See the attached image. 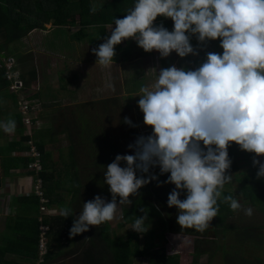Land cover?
I'll return each instance as SVG.
<instances>
[{
    "label": "clouds",
    "instance_id": "1",
    "mask_svg": "<svg viewBox=\"0 0 264 264\" xmlns=\"http://www.w3.org/2000/svg\"><path fill=\"white\" fill-rule=\"evenodd\" d=\"M158 17L171 19L173 30L157 26ZM114 25L92 49L103 69L111 68L116 47L126 40L161 58L173 52L181 58L198 56L193 37L201 46L219 41L223 52H207L194 69L162 68L150 86L140 87L138 107L152 132L129 145L134 154L117 155L107 165L104 182L111 201L98 195L83 203L70 237L112 221L121 205H131V197L158 180L150 173L155 167L161 175L170 174L165 183L175 185L168 207L178 209L182 229L205 232L218 216L221 200L233 212L251 216V208L242 209L236 198L222 193L232 182L228 149L233 144L254 154L257 177L264 178L259 159L264 157V0H135L123 18H114ZM123 122L135 127L130 118ZM15 127L12 119L0 122L9 134ZM181 193H186L183 200ZM71 211L62 207L61 215L67 218ZM145 220L137 216L133 231H146Z\"/></svg>",
    "mask_w": 264,
    "mask_h": 264
},
{
    "label": "trees",
    "instance_id": "2",
    "mask_svg": "<svg viewBox=\"0 0 264 264\" xmlns=\"http://www.w3.org/2000/svg\"><path fill=\"white\" fill-rule=\"evenodd\" d=\"M94 1L0 0V35L5 45H10L20 39L21 30L29 33L33 30L46 29V25L49 24L57 28L77 24L79 30L75 33L76 42L88 40L90 36L88 30L94 26L98 43L102 44L111 34L107 31V26L114 25V18H123L128 9L134 6L135 0H105L107 3L98 12L93 13L91 8L95 7ZM155 23L157 26L163 24L169 31L173 30L171 19L158 17ZM213 42L220 49L217 41ZM191 43L200 53L201 45L195 37L192 38ZM115 51L117 55L114 63L117 64L129 62L135 55L146 57L154 53V51L145 52L134 40L126 41L124 47L118 45ZM222 52L223 49L220 53ZM162 63L165 68L169 67L165 59ZM36 78L37 71L34 69L27 81L30 83ZM131 110L132 105L127 104L122 107L115 98L64 108L63 115L69 121L63 130L68 132L71 142V165L75 174L72 183L75 187L74 202L77 203V210L82 211L83 203L93 200L98 195L111 201L112 195L104 182L107 165L112 163L117 155L134 154L129 145L134 144L137 137L141 135H150L140 131ZM125 117L130 118L135 127L125 124L123 122ZM236 146L233 144L228 149L232 161L229 175L238 173L242 169ZM38 147L42 152L41 146L38 145ZM121 166L125 167L126 164L122 162ZM256 171L258 168L253 167V175L249 174L243 178V192L240 197L229 191H223L222 197L231 195L240 202L242 209L250 205L264 212V179L258 178ZM150 173L157 176L158 180L145 185L137 195L131 197V205L120 206L127 224L133 225L137 216H145L146 231L141 233L134 231L125 236H116L112 232L110 222L91 227L87 232L89 242L85 243L83 250L85 253L82 255L86 264H137V262L183 264L185 262L183 254H170L167 251L164 245V241L167 240L166 235H192L196 236V240L199 237L209 236L211 227L205 232L180 227L177 223L178 209L168 207V196L175 188V185L165 183L170 174L161 175L159 167L150 169ZM49 175L42 174L45 183L52 177ZM137 175L142 174L138 172ZM180 198L184 199V193H181ZM49 200L51 204L52 200ZM219 209V220L216 217L211 223V226H214L216 238L197 240L193 252L195 260L191 264H201L200 259L205 254H209L211 258L208 264H213L222 250L226 254L225 246L230 247V250L227 256L222 254L224 264H245L244 262L249 260L264 264L262 256L257 254L260 250L264 252V225H245L242 220L231 222L235 217L241 219L245 217L244 211L233 212L222 200L219 202ZM72 215V211L67 218L60 213V216L56 218L55 222L59 225L62 235L68 223L71 224ZM46 223L52 231L54 221L49 219ZM230 233L233 236L232 242L228 238ZM66 240L69 242L68 233L64 236L62 244H66ZM233 249L234 253H232ZM48 259L49 253L46 263Z\"/></svg>",
    "mask_w": 264,
    "mask_h": 264
},
{
    "label": "crops",
    "instance_id": "3",
    "mask_svg": "<svg viewBox=\"0 0 264 264\" xmlns=\"http://www.w3.org/2000/svg\"><path fill=\"white\" fill-rule=\"evenodd\" d=\"M75 26L76 24L64 27L69 30L70 38L75 36ZM54 28L56 27L49 24L43 30H33L29 33L21 30L19 40L23 41L24 45L19 57L10 54L13 43L5 45L0 35V122H7L9 119L16 122L15 130L10 134L0 128V264H36L38 260L40 207L37 197L33 194V174L28 168L31 160L28 156L27 128L19 110L20 98L28 96L38 99L42 104L37 115L40 126L34 130V139L43 149L44 173L52 176L49 175L51 178L45 183L47 197L52 200L49 208L53 212L52 216L46 218V222L49 219L54 221V228L48 236L49 259L45 264H86L82 255L85 253V243L89 242V235L87 232L75 237L69 235L81 210L76 209L77 203L74 202L75 187L72 181L75 174L72 170V159L66 153L67 150L69 152L71 142L68 132L63 130L69 119L63 115V111L66 107L90 103L97 99L92 98L95 92L85 87L84 77L79 87H75L71 82L57 95L54 90L63 80L71 81L69 67H78L83 71L81 65L86 61L85 56L81 54L87 52L91 57L94 48L88 44L84 45L83 42L66 44L70 48L44 44L55 32ZM1 45H4V48ZM4 57H14L22 79L29 88L34 87L39 79L42 82L41 92H11L1 66ZM88 63L92 65L91 62ZM34 69L37 71V78L29 83L27 80ZM89 72L84 71L85 75ZM65 154L67 156L63 157ZM62 207L70 208L73 213L72 222L68 223L63 235L55 222ZM114 220L117 221L115 226H112L113 220L110 221L112 232L120 236L117 228L130 226L125 223L120 207ZM67 233L69 242L66 240V244H62ZM257 254L264 259L262 250ZM206 258L207 256H202L200 263L205 264Z\"/></svg>",
    "mask_w": 264,
    "mask_h": 264
},
{
    "label": "rangeland",
    "instance_id": "4",
    "mask_svg": "<svg viewBox=\"0 0 264 264\" xmlns=\"http://www.w3.org/2000/svg\"><path fill=\"white\" fill-rule=\"evenodd\" d=\"M106 3L107 2H105V0H95L94 6L96 9V12H98L99 9H101V7H103ZM112 27H114V25H112ZM54 30L55 32L52 33V35L48 39H46L44 44L46 45L50 44V45H53L54 47L60 46L61 48H63L64 46H67L68 48H70L68 45L74 44L76 42L75 36L74 38L73 37L70 38L68 29L64 27H60V28L56 27L54 28ZM78 30H79V26L76 24V26L74 27V31L77 33ZM107 31L111 32V27L107 26ZM88 32L90 36L88 40L83 42V44L86 46L88 44L89 46H92L93 48L98 47L100 44L98 43L99 40L96 38L97 35H96L95 27L94 26L90 27ZM126 41H124L120 45L124 47L126 45ZM217 44L219 45V41H217ZM23 45H24V42L21 40L13 43L11 46L12 52L10 54L16 57H19L21 55L20 50L22 49ZM220 49L222 50V48ZM220 49L216 46V43L209 42L207 46H201V51L198 56H188L185 58L178 57L175 52H173L168 58H161L160 54L154 51L153 55L151 56L141 57L139 55H135L133 59L129 62H125L121 64L113 63V65L109 69H103L99 65H96L97 58L95 59L93 57V54L90 57L89 54H87V52H84V54H81V56H85L84 60L86 61L83 65H81V69H83V71L80 70L78 67H73V66L69 67L68 69H70L71 81L67 82L63 80L62 83L56 86L54 90V94L57 95V93H60L62 88L68 87V85L71 82L73 83V85H75V87H79V84L81 83V80L84 77L85 87L87 89H91V91H94L95 96L92 98L97 99L90 103H97L103 99L115 98V99H118L122 107L126 106L127 104L132 105L131 111H132L135 121L137 122L139 126L140 131L151 134L152 130L151 128L144 125L143 113L140 111L138 107V100H139L138 95H139L140 87L145 86V85L150 86L155 81L158 75V71L162 68H165L162 63L163 59L166 60L169 67L175 65L176 67L194 69L203 60L206 59L207 52L209 51L220 52L221 51ZM65 62L69 64L68 60H66ZM88 62H91L92 65L89 64ZM61 66L62 65L60 64V67ZM84 71L85 72L90 71V72L87 75H85ZM39 75H40V72H39ZM60 79H62V75ZM46 80L50 81L48 78H46ZM108 84H110L111 87L106 86ZM41 90H42V82L40 81V87H39L38 93H40ZM236 149L239 154V159L241 162L242 169L238 173L230 174L232 176V182L230 184H226L223 191L233 192L236 194L237 197H240V195L243 192V187H242L243 178L249 174L253 175L254 173L253 167H256V166L253 165L254 154H250L246 151H242L238 145L236 146ZM66 153L69 156L71 153L70 149H69V152L67 150ZM66 156L67 155L65 154L63 157H66ZM70 158H71V155H70ZM259 159L261 160L262 163H264V157H259ZM256 174H257V171H256ZM185 197H186V193H184V198ZM246 208H251L253 210V214L251 216H247L244 214L245 217H242V219L240 217H235L231 220V222H235V221L238 222L242 220V222L245 225H252V224L253 225H264V212H261L260 210H258V208H255L250 205H247L244 207V209ZM49 211L51 212L52 210L49 208ZM51 213L53 214V212ZM219 216L220 215L217 216L218 220H219ZM40 217H41V214L39 216V219ZM45 222H46V218H45ZM116 222L113 219L112 226H115ZM117 230H118V235L120 236L121 235L125 236L129 233L134 232L131 225L128 227H121L120 229L117 228ZM210 230L212 231H210L208 237H201V238L199 237L200 239L197 238V240L215 239L214 238L215 235H213L214 229H210ZM166 238L167 240L164 241V245L166 246V249L170 254H174V253L183 254V257L185 260L183 264H191L194 262L195 253L193 252H194L195 244L197 242L194 236L167 234ZM224 238H227V237H224ZM228 238L232 242L233 236L231 235V233H230V236L228 235ZM220 239L221 237L219 238V240ZM224 250H227L226 254H224V251L222 250L221 253H219L218 256L215 258L213 264H224L225 260L223 258V255L227 256V252L228 250H230V247L225 246ZM232 253H234V249L232 250ZM205 256H207L205 263L208 264L211 260L210 255L205 254ZM244 263L245 264H260L259 261L253 262L251 260L245 261ZM137 264H147V263L137 262Z\"/></svg>",
    "mask_w": 264,
    "mask_h": 264
},
{
    "label": "built area",
    "instance_id": "5",
    "mask_svg": "<svg viewBox=\"0 0 264 264\" xmlns=\"http://www.w3.org/2000/svg\"><path fill=\"white\" fill-rule=\"evenodd\" d=\"M2 68L5 71V78L9 83V89L13 93H19L24 91L38 92L40 87L39 79L36 80V85L29 88L25 81L22 79V74L17 68V63L14 57H4L1 63ZM42 108V104L38 99H32L29 96L26 98H20L19 110L23 118V124L27 128V144H28V156L31 160L28 168L31 170L33 194L39 201V210L41 217L39 219V246H38V260L36 264H45L46 257L49 253L48 236L51 232V228L46 224L45 218L52 216L49 211L50 200L46 195L45 181L42 177L44 173L43 168V155L40 151L36 141L34 139V130L40 126L37 115Z\"/></svg>",
    "mask_w": 264,
    "mask_h": 264
},
{
    "label": "water",
    "instance_id": "6",
    "mask_svg": "<svg viewBox=\"0 0 264 264\" xmlns=\"http://www.w3.org/2000/svg\"><path fill=\"white\" fill-rule=\"evenodd\" d=\"M213 227H214V226L212 225V226H211V229H213ZM213 235H215V233H214V232H213ZM214 238H216V235L214 236Z\"/></svg>",
    "mask_w": 264,
    "mask_h": 264
},
{
    "label": "flooded vegetation",
    "instance_id": "7",
    "mask_svg": "<svg viewBox=\"0 0 264 264\" xmlns=\"http://www.w3.org/2000/svg\"><path fill=\"white\" fill-rule=\"evenodd\" d=\"M94 56V55H93ZM211 231V230H210ZM210 233V232H209ZM188 236H192V235H188ZM195 237V239H196V236H194Z\"/></svg>",
    "mask_w": 264,
    "mask_h": 264
}]
</instances>
